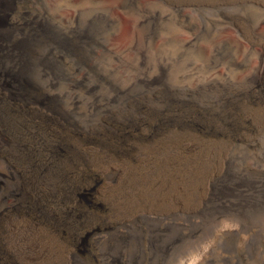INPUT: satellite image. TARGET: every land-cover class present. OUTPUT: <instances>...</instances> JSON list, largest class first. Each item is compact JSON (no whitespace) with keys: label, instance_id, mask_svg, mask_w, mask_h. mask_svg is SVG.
Here are the masks:
<instances>
[{"label":"rangeland","instance_id":"obj_1","mask_svg":"<svg viewBox=\"0 0 264 264\" xmlns=\"http://www.w3.org/2000/svg\"><path fill=\"white\" fill-rule=\"evenodd\" d=\"M18 44L0 264H264V0H0Z\"/></svg>","mask_w":264,"mask_h":264},{"label":"bare ground","instance_id":"obj_2","mask_svg":"<svg viewBox=\"0 0 264 264\" xmlns=\"http://www.w3.org/2000/svg\"><path fill=\"white\" fill-rule=\"evenodd\" d=\"M26 51L27 50H26L25 47L20 46L18 44L16 47H14L13 49L9 50L10 54L7 57L5 56L6 57L5 59H1V61H0L1 67L4 66L7 70H9L11 72V74H12L11 79H12L13 82L17 83L19 81V77H24L30 71L31 63L28 62L27 59H26V55H27ZM43 56H44V54H43ZM43 56H37L38 60H37V63H35V64H38V66H39L41 60L43 59ZM254 200H255L254 196L253 197L247 196L246 199L237 202L235 204V207L238 210H246L248 208L250 209L251 207H254V203H253Z\"/></svg>","mask_w":264,"mask_h":264}]
</instances>
